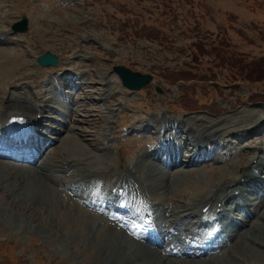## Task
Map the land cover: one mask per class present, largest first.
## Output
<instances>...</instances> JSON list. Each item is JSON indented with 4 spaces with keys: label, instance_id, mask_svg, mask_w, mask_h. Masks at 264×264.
<instances>
[{
    "label": "rangeland",
    "instance_id": "rangeland-1",
    "mask_svg": "<svg viewBox=\"0 0 264 264\" xmlns=\"http://www.w3.org/2000/svg\"><path fill=\"white\" fill-rule=\"evenodd\" d=\"M22 14L29 18V30L10 33L11 24L21 19ZM1 31H7L3 35L9 39L0 37V59L5 56L4 49L16 55L6 65L0 63V82L19 74L25 82L24 89H19L31 92L34 97L52 98L48 103L42 102L47 107L41 112L44 118L35 125L42 122L36 128L37 133L53 137L52 140L41 138L54 142L48 148L57 145L59 154L67 153L63 144L71 146L70 149L82 146L100 153L94 144L101 145V132L107 128L114 137L125 138L116 145L121 153L114 150L113 156L122 155L131 163L144 155V160H155L169 169L165 165L174 161L164 158L161 163L155 159L159 154L151 147L149 136L156 135L150 128L141 134L137 132L145 129L141 124L125 125L123 120L142 116L137 121L145 122L148 114L159 116L164 112L169 118L164 119L166 122L186 119L198 125L214 120L220 126L224 123L230 126L237 116L242 117L244 109L264 108V70L256 71L250 78L247 67L242 68L264 57V0H0ZM46 51L60 57L56 67L38 66L33 60V55ZM118 64L149 73L153 81L140 90L127 89L114 74L113 67ZM34 71L39 72L34 75ZM257 74L261 79L256 78ZM1 99L0 93V104ZM59 131L62 134L56 142ZM228 131L232 130H226L225 134ZM259 133L251 135L258 142H264V135ZM220 141L225 146L219 153L226 156L228 152L229 159L198 166L208 175L210 185L218 182L225 167L240 161L244 147L248 151L256 147L254 143L231 136H222ZM11 149L14 152L15 148ZM190 149L191 146L185 148V153ZM173 153L178 159L184 155L178 151ZM105 155L110 157V154ZM235 170L240 173L241 168L235 167ZM191 183L194 192L201 191L202 184ZM2 187L0 181V264H88L90 258L82 256L78 242L70 248L65 239V234H72L82 226V217L76 207H72V201L68 199L72 203L69 209L59 204L58 211L52 214L63 217L58 218L59 225L68 232L64 234L54 229L53 233L52 229H46V219L39 210L26 212L24 195ZM190 188L185 192L191 191ZM57 195L63 199L64 193L60 195L57 191ZM258 196L254 198L257 202L260 201ZM72 200L90 209L78 198ZM43 205L47 207L48 203ZM263 207L264 199L257 209L264 211ZM160 216L161 220L165 218L162 212ZM243 216L240 213L238 218L244 223L249 217ZM165 228L163 226L161 232ZM228 228L229 220L223 225L222 229L227 230L219 250L227 248L232 240V227ZM260 231L264 232V227L258 225L255 232ZM252 247V253L260 254V249ZM234 249L237 252L234 257H249ZM260 257L264 261V257Z\"/></svg>",
    "mask_w": 264,
    "mask_h": 264
},
{
    "label": "bare ground",
    "instance_id": "bare-ground-1",
    "mask_svg": "<svg viewBox=\"0 0 264 264\" xmlns=\"http://www.w3.org/2000/svg\"><path fill=\"white\" fill-rule=\"evenodd\" d=\"M4 51L5 56L0 59V63L6 65L16 52L8 49ZM33 58L36 60L37 56L33 55ZM20 69L23 71L24 67ZM34 72L36 75L39 71ZM29 75L30 78L33 77L32 74ZM19 77L18 74L11 79L4 78L0 82L2 97L0 120L13 119L17 127H25L21 130V137H14L11 141L21 143L22 149L30 153L8 156L12 160L0 159L2 188H9L13 192L20 193L21 196L24 195L23 200L28 208L26 212L39 210L46 219V229L48 231L52 229V232L54 229L64 234L68 232L64 231V226L59 225L58 218L63 217L57 218L54 215L59 209V204L69 209L70 201H72L74 205L72 207H76L77 213L79 212L82 217V226L72 234L70 232L65 234V239L70 248L78 242L77 244L83 250L82 256L90 258L88 264H253V262L264 264L260 257V255L264 257V232H255L258 225L264 227V211L257 209L264 199H262L264 196V142H258L253 136L259 133L256 132L258 129H262L263 131L259 134L264 135V108L244 109L243 112L241 111L242 117L237 116L235 123L230 126L225 125L228 123L220 126V123L214 120L208 121V124L198 125L186 119L160 122L158 117L149 118L145 121L146 123L140 122L145 128L141 130V133H145L149 125L154 128L158 126L155 129L158 137L155 134L156 136L150 135L149 138L152 140L151 144L156 140L161 142L163 153L156 150L155 153L159 154H155L156 160H160L161 163L164 158L174 161L165 165L169 168L167 169L155 160H144V155L131 160V163L126 162L124 156L112 155L109 144L99 146L95 143L94 146L100 153L82 146H76L71 150V146L66 147L63 141L61 143L67 151L66 154L62 151V154H59L57 145L49 149L50 144L54 142H48L27 128L39 122L37 114L46 107V104L42 102L52 98L47 100L45 96L36 98L31 92L19 89H24L25 83L22 80L23 77L20 79ZM19 116H24V121L16 119ZM7 129L4 125L0 126V131ZM228 129L233 132L228 131L225 134ZM246 131H249L247 135L237 136ZM56 134L58 136L56 142H58L62 133L59 131ZM107 135V131L101 132L100 139L110 142L111 138ZM221 135L246 140L248 143H254L256 147L251 149L252 151L245 149L240 155V161L234 165L224 164L227 167L222 169L218 182L210 185L208 175L198 166L203 161L216 164L229 159V156L225 157L224 154L219 153ZM197 139H199L198 142ZM163 141H166L167 145H164ZM33 143L41 145L40 150L32 149ZM189 146L191 149L186 154L184 149ZM174 151L183 152V157L178 159ZM105 154H110V157ZM118 156H121V160H117ZM251 157L257 160H250ZM112 158L113 162H111ZM243 159L246 160L245 163ZM118 163L125 167L118 168L116 165ZM235 167L241 168L240 173L235 172ZM229 171L232 173L230 176ZM190 181L202 184L201 191L194 192L192 183L189 184ZM90 182H94L98 188L102 187L104 193L111 196L105 207L96 200L88 202L87 205L97 208L98 212L88 211L89 209L82 208L80 204L72 200V198L83 200L85 190L93 188L90 187ZM189 186L192 190L185 192ZM113 188H116L114 193H112ZM120 188L124 191L121 192ZM57 191L60 195L61 192L64 193L61 195L63 199L58 197ZM252 194H255L256 198L259 195L260 201L252 199ZM145 200H148L150 205L154 204L157 211L143 208L142 204ZM45 203H48L47 207L43 205ZM238 204H240L239 207ZM206 206L209 208L204 212L203 208ZM49 209L52 210L51 213ZM161 212L165 215L163 220L160 219ZM240 213L247 215L249 219L243 223L238 218ZM146 217L150 218L149 223L145 222ZM220 219L223 221L221 228L210 231L211 234L206 235L205 241L194 238L209 221ZM231 219L236 222L235 230H232V240L228 246H225L227 248L221 250V247L219 250V244L223 243L222 239L227 230L222 229L223 225ZM132 220H135L136 225L131 223ZM232 223L229 222V228L232 227ZM163 226L166 228L161 232ZM79 233L82 237H79ZM162 241L164 243H161ZM251 247L260 249V254L252 253ZM234 248L249 257H234L237 253ZM215 250L219 251L216 253ZM204 257L209 259H200Z\"/></svg>",
    "mask_w": 264,
    "mask_h": 264
},
{
    "label": "water",
    "instance_id": "water-1",
    "mask_svg": "<svg viewBox=\"0 0 264 264\" xmlns=\"http://www.w3.org/2000/svg\"><path fill=\"white\" fill-rule=\"evenodd\" d=\"M13 29L16 31H27L28 30V18L26 15L22 16V20L15 23L13 25ZM59 57L56 54L51 52H46L38 58V61L41 65H53L56 66L58 63ZM114 70L120 76L123 85L129 89H141L146 86L153 80V76L151 74H144L139 71H133L128 68L126 65H116L114 66Z\"/></svg>",
    "mask_w": 264,
    "mask_h": 264
},
{
    "label": "trees",
    "instance_id": "trees-1",
    "mask_svg": "<svg viewBox=\"0 0 264 264\" xmlns=\"http://www.w3.org/2000/svg\"><path fill=\"white\" fill-rule=\"evenodd\" d=\"M166 14V13H165ZM244 67H247V75L251 78L254 77V74H256V71H262L264 70V57L258 60L253 61L251 64L243 65V70ZM261 75L257 74L256 78L261 79ZM193 78V77H191ZM184 79V78H182ZM190 79V78H188Z\"/></svg>",
    "mask_w": 264,
    "mask_h": 264
}]
</instances>
